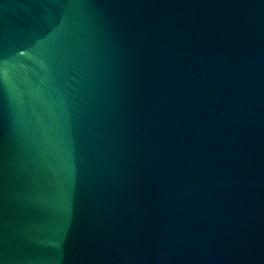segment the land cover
I'll return each mask as SVG.
<instances>
[{
    "label": "water",
    "instance_id": "water-1",
    "mask_svg": "<svg viewBox=\"0 0 264 264\" xmlns=\"http://www.w3.org/2000/svg\"><path fill=\"white\" fill-rule=\"evenodd\" d=\"M0 264H264V0H0Z\"/></svg>",
    "mask_w": 264,
    "mask_h": 264
}]
</instances>
